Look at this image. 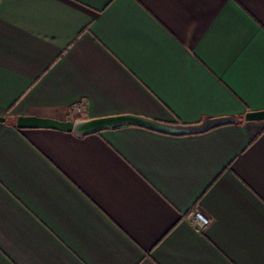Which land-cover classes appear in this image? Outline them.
Instances as JSON below:
<instances>
[{"label": "crops", "instance_id": "1", "mask_svg": "<svg viewBox=\"0 0 264 264\" xmlns=\"http://www.w3.org/2000/svg\"><path fill=\"white\" fill-rule=\"evenodd\" d=\"M257 110L264 0H0V264H264ZM120 114L238 119L16 125Z\"/></svg>", "mask_w": 264, "mask_h": 264}, {"label": "water", "instance_id": "2", "mask_svg": "<svg viewBox=\"0 0 264 264\" xmlns=\"http://www.w3.org/2000/svg\"><path fill=\"white\" fill-rule=\"evenodd\" d=\"M234 116L207 118L198 124H179L158 121L149 117L120 114L93 118H76L74 120H59L49 117L34 115L18 116L16 125L19 128H52L72 132L76 136L97 133L106 129H113L123 125H138L170 134H193L200 133L216 126L235 122ZM246 121H264V110L248 111L244 115ZM5 117L0 116V122Z\"/></svg>", "mask_w": 264, "mask_h": 264}, {"label": "built area", "instance_id": "3", "mask_svg": "<svg viewBox=\"0 0 264 264\" xmlns=\"http://www.w3.org/2000/svg\"><path fill=\"white\" fill-rule=\"evenodd\" d=\"M187 216L192 223L197 224L199 227H204L208 223V218L200 212H195L194 210H191L189 211Z\"/></svg>", "mask_w": 264, "mask_h": 264}]
</instances>
